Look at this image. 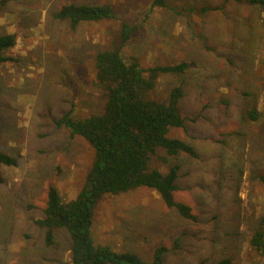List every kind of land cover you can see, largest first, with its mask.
Listing matches in <instances>:
<instances>
[{"label": "rangeland", "instance_id": "rangeland-1", "mask_svg": "<svg viewBox=\"0 0 264 264\" xmlns=\"http://www.w3.org/2000/svg\"><path fill=\"white\" fill-rule=\"evenodd\" d=\"M68 3H109L115 16L72 27L56 17ZM123 22L134 28L125 42ZM4 33H14L16 43L9 49L14 60L0 63V149L16 162L0 165V264H70L68 232L56 229L48 245L35 221L50 185L64 200L77 195L94 155L55 120L68 111L81 118L102 110L94 57L115 45L144 67L189 64L183 73L162 74L147 95L161 102L173 86L183 88L178 109L186 127H171L168 136L198 155L168 156L157 147L149 167L166 173L179 165L174 199L189 205L195 219L167 206L154 189L136 186L97 202L95 240L145 261L164 245L163 264L222 258L264 264V251L249 244L264 216V2L0 0Z\"/></svg>", "mask_w": 264, "mask_h": 264}, {"label": "trees", "instance_id": "trees-1", "mask_svg": "<svg viewBox=\"0 0 264 264\" xmlns=\"http://www.w3.org/2000/svg\"><path fill=\"white\" fill-rule=\"evenodd\" d=\"M247 1L251 4L264 2ZM166 5L167 0H152V6ZM114 16L109 3H68L56 12L57 18L69 20L72 27ZM133 31V27L123 22L120 41H127ZM15 43L14 33L0 34V63L14 60L9 49ZM93 64V82L104 91L106 97L102 110L81 118H74L68 111L55 120L58 126L64 125L69 130L71 137L80 136L88 142L93 149V162L86 172L84 185L74 198L64 200L55 186L48 187L43 215L35 222L43 229L48 245L55 242L56 229L64 228L68 232L70 264H163V254L167 250L164 245L154 249L151 261H145L135 252L115 251L97 242L92 231L94 208L106 193L116 194L136 186H146L154 189L164 203L175 207L180 215L195 219L189 205L174 199L179 165H172L166 173L149 167L151 154L157 147L164 148L168 156L179 152L194 157L198 155L189 143L168 136L171 127H186L185 118L178 109L183 88L173 86L167 99L161 102L147 95L155 88L162 74L183 73L189 64L179 62L144 67L136 56L125 58L119 45L98 51ZM249 115L251 119L258 118L254 109L249 111ZM15 162L14 157L0 149V165H14ZM260 180L264 182V175H260ZM2 181L0 172V183ZM249 244L258 251H264V216L260 218L259 227L251 235ZM198 264L238 263L230 258H222L213 263L203 260Z\"/></svg>", "mask_w": 264, "mask_h": 264}, {"label": "crops", "instance_id": "crops-1", "mask_svg": "<svg viewBox=\"0 0 264 264\" xmlns=\"http://www.w3.org/2000/svg\"><path fill=\"white\" fill-rule=\"evenodd\" d=\"M264 183V182H263Z\"/></svg>", "mask_w": 264, "mask_h": 264}]
</instances>
